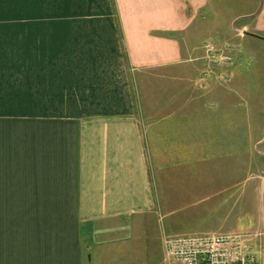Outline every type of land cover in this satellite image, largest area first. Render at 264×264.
Wrapping results in <instances>:
<instances>
[{"label": "crops", "instance_id": "0c3cea01", "mask_svg": "<svg viewBox=\"0 0 264 264\" xmlns=\"http://www.w3.org/2000/svg\"><path fill=\"white\" fill-rule=\"evenodd\" d=\"M227 1L264 40V0ZM16 4L0 50L32 123L0 138V264L177 263L166 239L215 235L263 252V129L241 102L264 94L206 70L193 37L215 0Z\"/></svg>", "mask_w": 264, "mask_h": 264}, {"label": "rangeland", "instance_id": "374dc122", "mask_svg": "<svg viewBox=\"0 0 264 264\" xmlns=\"http://www.w3.org/2000/svg\"><path fill=\"white\" fill-rule=\"evenodd\" d=\"M16 11V0H0V35L6 34L7 42L11 44H14L15 39ZM231 11L227 0H215L213 10L206 13L204 23L199 26V31L193 37V43L199 47V54L204 56L207 62L210 61L211 66L206 68L207 71L226 77L231 70L235 81V76L237 77L238 74L233 70L237 68L239 75L242 74L259 83L260 95H263L264 40L246 38L242 31H234L236 27L241 26V22H237L236 26L233 25L235 28L228 26ZM248 24L249 27L253 26L250 21ZM4 28H6L5 31ZM13 49L14 46H8L7 51L0 50V138L4 134V127L32 123V116L28 114L30 108L26 107L27 101L19 100V106L16 99L17 69ZM255 86L256 84L248 83L247 92L250 94ZM232 88L240 89L238 83L232 84ZM241 105L242 111L244 109L247 111L249 125L262 126V137H264V100L263 109L260 112L256 110L250 99L246 100V103L242 101ZM7 134L10 137L14 132H7ZM253 152L257 153V149L255 148ZM246 240L250 242L252 239L246 237ZM260 252L257 255H260L261 263L264 264V251ZM158 264L178 263L162 259Z\"/></svg>", "mask_w": 264, "mask_h": 264}, {"label": "built area", "instance_id": "2783aa9c", "mask_svg": "<svg viewBox=\"0 0 264 264\" xmlns=\"http://www.w3.org/2000/svg\"><path fill=\"white\" fill-rule=\"evenodd\" d=\"M165 249L179 264H262L242 235L168 238Z\"/></svg>", "mask_w": 264, "mask_h": 264}]
</instances>
